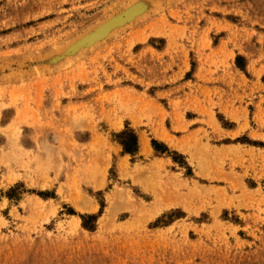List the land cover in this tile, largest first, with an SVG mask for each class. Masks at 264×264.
I'll list each match as a JSON object with an SVG mask.
<instances>
[{
  "label": "rangeland",
  "instance_id": "1",
  "mask_svg": "<svg viewBox=\"0 0 264 264\" xmlns=\"http://www.w3.org/2000/svg\"><path fill=\"white\" fill-rule=\"evenodd\" d=\"M0 264H264V0H0Z\"/></svg>",
  "mask_w": 264,
  "mask_h": 264
},
{
  "label": "trees",
  "instance_id": "2",
  "mask_svg": "<svg viewBox=\"0 0 264 264\" xmlns=\"http://www.w3.org/2000/svg\"><path fill=\"white\" fill-rule=\"evenodd\" d=\"M121 138L125 141L121 142L123 150L128 154H135L137 152V140L132 134L122 133Z\"/></svg>",
  "mask_w": 264,
  "mask_h": 264
},
{
  "label": "bare ground",
  "instance_id": "3",
  "mask_svg": "<svg viewBox=\"0 0 264 264\" xmlns=\"http://www.w3.org/2000/svg\"><path fill=\"white\" fill-rule=\"evenodd\" d=\"M140 143H141V146L146 148L147 147V142L143 139V138H140ZM143 151V150H142Z\"/></svg>",
  "mask_w": 264,
  "mask_h": 264
}]
</instances>
